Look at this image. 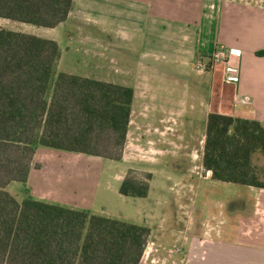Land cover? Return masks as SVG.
<instances>
[{
    "label": "trees",
    "instance_id": "16d2710c",
    "mask_svg": "<svg viewBox=\"0 0 264 264\" xmlns=\"http://www.w3.org/2000/svg\"><path fill=\"white\" fill-rule=\"evenodd\" d=\"M74 0H0V18L39 27L64 23ZM59 43L0 27V264H140L151 229L26 197L37 146L120 161L134 87L58 70ZM203 166L215 181L264 188V126L211 112ZM127 173L120 193L144 198L150 180Z\"/></svg>",
    "mask_w": 264,
    "mask_h": 264
},
{
    "label": "rangeland",
    "instance_id": "374dc122",
    "mask_svg": "<svg viewBox=\"0 0 264 264\" xmlns=\"http://www.w3.org/2000/svg\"><path fill=\"white\" fill-rule=\"evenodd\" d=\"M239 4L264 8V0H163L164 32L157 40L149 41V47H138L133 43L132 48L135 49H131L124 43L126 46L119 48L116 40L105 39V44L110 48L113 46L111 50L116 53L114 65H102L103 75L109 82L134 87L136 97L123 153L124 163L108 159L91 161L84 157L80 164L77 161L78 166H71L74 174L66 187L76 194L81 207L95 214L105 212L115 217H132L143 206L160 208V202L177 201L181 204L179 207L183 206L177 209L182 218L193 217L195 222L210 220L208 230L219 224V232L222 230L223 236L229 237L226 231L236 228V216L242 207L239 188L243 186L206 179L201 171L207 125L205 105L209 101L211 86L209 74L216 72L223 84L224 68L221 64L214 66V51L208 52L207 46L201 42H239V28L245 25L239 27V14L227 17L225 23L223 19L219 20L220 12L234 9ZM203 16L207 18L205 25L212 27L217 34L204 36ZM0 27L46 38L58 37V31L53 28L4 18H0ZM60 28L63 37L56 38L60 42H68L70 36L77 37L76 33L66 31V26ZM247 28L254 29L260 41L264 42V22L254 26L250 24ZM88 33H81L77 52H91L97 48L94 32ZM193 40L194 44L188 45ZM217 46L220 45L216 44L214 50ZM90 59H85L84 64L78 67L92 75L95 65ZM199 62L205 65L204 71L198 70ZM52 167L49 165L48 170L42 173H51ZM127 167L131 168L127 170ZM121 169L141 180H147L152 174L151 196H122L119 193L120 182L116 178ZM16 186H22L18 195L23 198L27 191L24 183L16 182L14 188ZM173 208L168 205V212L164 214L167 223L174 222ZM152 242L155 243L154 250L151 252L149 249V256L144 252L140 264H167L165 258H170L172 248L153 236L149 237L145 250L148 251V244Z\"/></svg>",
    "mask_w": 264,
    "mask_h": 264
},
{
    "label": "crops",
    "instance_id": "0c3cea01",
    "mask_svg": "<svg viewBox=\"0 0 264 264\" xmlns=\"http://www.w3.org/2000/svg\"><path fill=\"white\" fill-rule=\"evenodd\" d=\"M235 14H239V27L245 24L239 28V42L233 44H225L218 40L210 41V43L204 40L201 42L202 45L207 46L206 50L210 53L214 51L216 44L227 49L235 48L241 51L240 81L238 84L225 83L223 78L222 84L216 72L209 74L211 86L209 101L205 105V118L207 121L208 115L211 112H216L245 119H255L264 126V42L260 41V37L256 35L254 29L247 28L250 24L254 26L260 24L261 21L264 22V8L239 4L234 9L220 12L219 20L223 19V23H225L227 17ZM164 17L163 0H74V7L68 19L53 29L58 31L57 36L61 38L63 35L60 27L63 25L66 26V31L76 33L77 37L72 38L70 36L68 42H60L56 39L58 37L50 38L56 40L61 48L58 70L109 81L103 75L102 65H114L116 52L114 49L111 50L114 48L113 46L110 48L109 45L105 44V39H112V42L116 40L120 44L119 48L129 45V48L135 49L132 48L133 43L138 47H149V41L157 40L163 35ZM204 17L203 21L207 19ZM205 23L204 21V36L217 34L212 27H207ZM191 27L193 26L191 25ZM91 31L94 32L93 40L97 43V48L91 52H77L81 33L89 34L88 32ZM124 43L126 45H123ZM190 43L194 44V40L188 45ZM83 48L87 49L88 47L83 46ZM80 53L83 55L82 58H80ZM85 59H90L91 64L95 65L92 69V75L82 72L78 67L79 64H84ZM204 132L205 139L206 129ZM84 157H89L91 161L108 159L53 148L47 150L39 145L36 148L29 179L24 183L27 190L24 197L20 198L18 195L22 186L14 188L18 181L11 182L7 186V190L20 201L26 197H31L95 214L93 211L81 207L76 194L67 190L66 187L74 174L71 166H78ZM124 161L125 158L123 157L117 162L124 163ZM49 165H53L50 169L52 172L42 173L48 170ZM128 168L131 167H127V170ZM201 168V171L205 173V178L212 179V171L204 168L203 160ZM127 170L121 169L116 173L120 186L127 175ZM239 186H243L239 188L242 207L239 210V216H236V228L226 231L229 232V237H224L222 230L219 232V224L208 230L211 226L210 220L195 222L193 217L186 220L182 218L177 209L180 210L183 206L179 207L181 204L177 201L160 202V208L143 206L132 217H115L105 212L100 215L149 227L151 229L150 238L156 236L162 242L161 244L166 247L178 249V253L171 254L169 259L165 258V262L168 260L167 264H264V188ZM151 190L152 184L149 195L144 198L151 196ZM168 205H172L175 210L174 222L171 223H167L164 218ZM220 222L222 223V221ZM165 240L167 243H164Z\"/></svg>",
    "mask_w": 264,
    "mask_h": 264
},
{
    "label": "built area",
    "instance_id": "2783aa9c",
    "mask_svg": "<svg viewBox=\"0 0 264 264\" xmlns=\"http://www.w3.org/2000/svg\"><path fill=\"white\" fill-rule=\"evenodd\" d=\"M212 58L214 61V66L224 65L223 68V80L228 84H237L240 81L239 75V65L241 61V51L235 48L227 49L224 46H217L212 53ZM198 70L204 71L205 65L199 62L197 65ZM155 243L152 242L148 244V256L154 250ZM172 254L178 253V249L175 247L171 249ZM145 254V253H144ZM144 257V255H143Z\"/></svg>",
    "mask_w": 264,
    "mask_h": 264
}]
</instances>
